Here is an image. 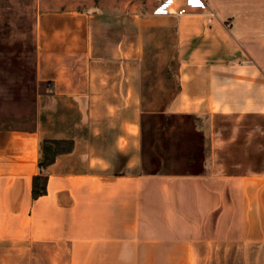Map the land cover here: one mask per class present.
<instances>
[{"label": "crops", "instance_id": "crops-1", "mask_svg": "<svg viewBox=\"0 0 264 264\" xmlns=\"http://www.w3.org/2000/svg\"><path fill=\"white\" fill-rule=\"evenodd\" d=\"M53 3L34 126H0V264H264V0ZM176 115L199 173L155 170ZM45 139L72 148L42 167Z\"/></svg>", "mask_w": 264, "mask_h": 264}, {"label": "rangeland", "instance_id": "rangeland-1", "mask_svg": "<svg viewBox=\"0 0 264 264\" xmlns=\"http://www.w3.org/2000/svg\"><path fill=\"white\" fill-rule=\"evenodd\" d=\"M53 1L0 0L1 127L34 126L37 94L48 89L36 77V18L39 9L52 6ZM70 1L82 4L84 0ZM140 1L147 7L146 0ZM160 120L154 118L149 128L151 136L147 137L148 141L152 139L153 153L161 156L163 170L186 169L182 165L194 149L191 118L170 117L162 129Z\"/></svg>", "mask_w": 264, "mask_h": 264}, {"label": "trees", "instance_id": "trees-1", "mask_svg": "<svg viewBox=\"0 0 264 264\" xmlns=\"http://www.w3.org/2000/svg\"><path fill=\"white\" fill-rule=\"evenodd\" d=\"M71 148H72V142L70 140H64V139H45V140H43V144H42L43 157H42V160L40 162V165L42 167H45L46 165H48L49 163H51L55 159L57 154L69 151V150H71ZM200 154L193 152L189 155V159H191V160L195 159V162L202 160L203 156H201ZM152 157L156 163H158V162L161 163V165L155 167V170L156 171L163 170V168H162L163 161H162L161 156L152 153ZM191 164H193V163H191ZM183 170H185L189 173H199L203 170V167L201 165H197V166L192 165L191 167H186V169H183ZM46 181H47L46 174L34 175V177H33V195L35 197H37V196H39V195H41L47 191Z\"/></svg>", "mask_w": 264, "mask_h": 264}]
</instances>
